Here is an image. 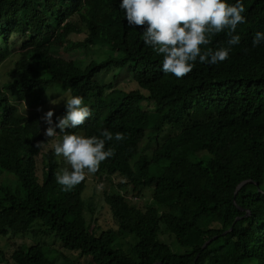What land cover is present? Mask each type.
I'll list each match as a JSON object with an SVG mask.
<instances>
[{"label": "trees", "instance_id": "16d2710c", "mask_svg": "<svg viewBox=\"0 0 264 264\" xmlns=\"http://www.w3.org/2000/svg\"><path fill=\"white\" fill-rule=\"evenodd\" d=\"M120 2L0 0V64L9 63L0 83V237L52 235L93 264H264V43L252 46L255 32L264 31V0H243L240 43L225 61L197 62L181 78L161 71L162 56L142 39L146 25L130 26ZM227 39L222 31L201 49L227 46ZM54 44L68 51L106 44L113 54L86 65L53 55ZM109 69H129L134 88L117 87L119 76L111 74L96 81ZM56 94L81 96L90 109L67 133L124 134L105 142L113 155L70 191L55 182L64 161L43 134L44 113L22 111L25 103L59 101ZM58 112L66 113L62 100ZM145 142L155 145L151 153ZM89 176L119 181L118 190L101 195L117 230L93 220ZM129 187L138 194L153 188L152 203H131L120 192ZM122 234L136 238L132 254L119 247ZM163 234L184 252H174ZM11 260L55 264L38 245L18 247Z\"/></svg>", "mask_w": 264, "mask_h": 264}, {"label": "clouds", "instance_id": "9594fccd", "mask_svg": "<svg viewBox=\"0 0 264 264\" xmlns=\"http://www.w3.org/2000/svg\"><path fill=\"white\" fill-rule=\"evenodd\" d=\"M119 8L130 26L146 25L142 39L154 53L162 56L161 71L181 78L190 73L196 63L215 65L225 61L232 46L240 43L238 25L246 22L243 15V0H121ZM222 31L226 32L227 46L215 50L202 51L210 38ZM264 43V31L255 32L252 46ZM64 101L66 113L53 120V110L47 111L42 120L46 138L63 133L62 140L54 145L55 156H62L68 167L54 173L55 182L62 191H70L79 184L87 173H95L101 162L113 155V150L105 148V142L121 141L124 134H113L108 129L100 130V137L67 133L84 124L91 115L83 102V97L67 95ZM57 104V100L51 101ZM59 130V131H57Z\"/></svg>", "mask_w": 264, "mask_h": 264}, {"label": "rangeland", "instance_id": "374dc122", "mask_svg": "<svg viewBox=\"0 0 264 264\" xmlns=\"http://www.w3.org/2000/svg\"><path fill=\"white\" fill-rule=\"evenodd\" d=\"M83 36H79L77 39H73L72 41H78L82 38ZM101 45V44H100ZM100 45L96 48H90V47H82L79 49L75 50H65L64 45L62 44H54L52 53L55 56L58 57H64L68 60L71 59H84L85 64L87 65L91 61H97L100 62L104 60V58L109 54V52L112 53V48L109 45H103L105 49H99ZM115 55H119V53H115ZM87 58V59H86ZM86 59V60H85ZM86 65H81V67H84ZM9 68V63L8 61H4L0 64V83H4L7 80L6 77V72ZM123 70H116V69H109L107 71L101 72L96 76V81L102 82L103 77L106 74H111L108 79L113 80L115 77L114 76H119L114 83L117 87L120 85H128L130 84L129 80L130 74H132L129 69L123 72ZM129 72V73H128ZM121 74V75H120ZM109 83V82H107ZM129 86V85H128ZM134 86L130 84V90L133 89ZM62 91V90H61ZM57 92V91H56ZM63 92V91H62ZM64 93V92H63ZM57 98H60V95H57ZM57 100L55 96H52L49 98V102L42 103L41 108H35L31 106L28 103L24 104L23 107V114L27 113L30 114L32 112L37 111V109L44 114L49 111L53 110L54 115H53V120H56V117H58V105L61 100H57V104L51 103V101ZM61 116V114L59 115ZM199 117L194 116L191 118V121L197 120ZM187 123L184 126H186ZM47 127V126H46ZM59 131V130H57ZM166 132H169L171 134L178 133L180 132V128H171L167 127L165 129ZM62 134L59 133L53 138H48L51 139V147L54 148V145L62 140ZM147 142V141H146ZM144 143L142 145L143 148H145V152L151 153L152 149L155 148V145L152 146L151 144L149 147L147 146V143ZM148 147V148H147ZM59 158L64 161V158L62 156H59ZM61 162V161H60ZM62 165V163H61ZM68 167V165L65 164V161L63 165L61 166L62 168ZM5 177H1V180H4ZM118 180H115V183L113 185L111 184L110 181L107 179L101 180V182L98 181V179H93L92 177L89 176V191L85 194V197H92L94 199V206L96 208L95 214L93 216V220L97 221V225L101 227V230H108V229H113L117 230L118 227L112 217L111 211L108 206L105 205L104 200L102 199V193L106 191H110L112 189L118 190ZM121 194H125L128 198V200L133 203L134 205L138 207H145L147 204L152 203V198H153V193L154 190L153 188H146L141 190V194H138L137 192H133L132 188L129 187L126 191H120ZM88 214V218H89ZM161 239L164 242H167L170 244L174 252L177 253H183L184 250L179 248L178 245L167 235L163 234L161 235ZM136 244V238L131 235L127 234H122L120 236L119 240V247H122L125 251L128 253L132 254L133 253V247ZM32 245H38L42 246L45 250V253H47L48 257L55 262V264H93L92 261L89 258H80L78 253L75 252H69L67 250H64L60 243L52 236V235H39V236H34L33 234H28V235H9L7 237H0V264H15L13 260H11V255L14 253V251L18 247H29Z\"/></svg>", "mask_w": 264, "mask_h": 264}, {"label": "water", "instance_id": "95a60500", "mask_svg": "<svg viewBox=\"0 0 264 264\" xmlns=\"http://www.w3.org/2000/svg\"><path fill=\"white\" fill-rule=\"evenodd\" d=\"M246 182H244V183H242L239 187H238V189H237V191H236V194L238 193V190L245 184ZM212 240H210V241H208L205 245H204V247L203 248H206V246L211 242Z\"/></svg>", "mask_w": 264, "mask_h": 264}]
</instances>
